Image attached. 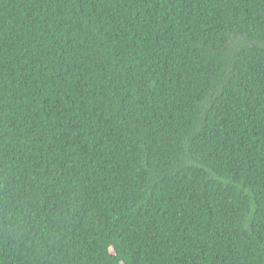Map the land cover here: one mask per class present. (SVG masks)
<instances>
[{"label":"trees","instance_id":"obj_1","mask_svg":"<svg viewBox=\"0 0 264 264\" xmlns=\"http://www.w3.org/2000/svg\"><path fill=\"white\" fill-rule=\"evenodd\" d=\"M0 264H264V0H0Z\"/></svg>","mask_w":264,"mask_h":264}]
</instances>
